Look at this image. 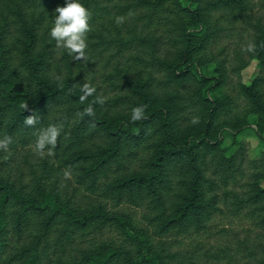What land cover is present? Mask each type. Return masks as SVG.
Wrapping results in <instances>:
<instances>
[{
	"label": "trees",
	"instance_id": "1",
	"mask_svg": "<svg viewBox=\"0 0 264 264\" xmlns=\"http://www.w3.org/2000/svg\"><path fill=\"white\" fill-rule=\"evenodd\" d=\"M252 1L79 0L91 17L87 59L75 62L63 48L56 55L49 35L66 0H0V139L10 136L18 151L35 143L37 130L62 125L53 159L46 149L30 178L0 168V264H171L174 252L155 236L205 227L222 202L264 226V151L250 157L237 137L251 126L264 142V14L252 19ZM216 12L245 16L253 29L255 53L237 50L231 68L206 55L232 27ZM105 51L106 62L116 60L101 67L96 55ZM251 58L261 72L235 83L245 103L230 114L229 69L240 73ZM85 82L97 91L82 104ZM88 106L95 117L77 116ZM137 106H146V119L132 123ZM33 114L40 121L26 127ZM59 169L115 206H144L152 230L105 202L75 204L51 181ZM107 227L118 229L119 242L67 253L79 235ZM255 258L248 264H264V248Z\"/></svg>",
	"mask_w": 264,
	"mask_h": 264
},
{
	"label": "rangeland",
	"instance_id": "2",
	"mask_svg": "<svg viewBox=\"0 0 264 264\" xmlns=\"http://www.w3.org/2000/svg\"><path fill=\"white\" fill-rule=\"evenodd\" d=\"M252 5V19L260 13L264 14V0H253ZM216 15H220V13L216 12L215 17ZM218 17H221V24L232 25L231 31L229 33L224 31L221 38L215 39L206 50V55L214 59L213 63L216 59L227 58L226 64L231 68L235 62L234 53L237 50H242V46L250 41L253 29H251L249 20L245 16L236 19L226 15ZM108 53L106 51L97 52L96 58H99L100 63L98 64L101 67L102 64H113L116 60L112 56L106 62ZM61 54L62 48H58L56 55L60 57ZM121 59L124 61L125 56ZM260 64L258 58H251L248 65L240 73L229 69V82L225 85L224 91L232 93L236 98V106L233 107L230 114H235L245 103V99L237 93L235 83L239 80L250 83L261 72ZM237 137L244 142L250 157H256L261 150L264 151V142L258 138L253 127L244 128ZM230 142L231 139L229 138L227 143L230 144ZM33 147L34 143H31L18 151L13 149L1 151L0 168L2 172L11 174L13 177L24 175L25 178H30L31 166L39 167L38 163L43 157L35 154ZM236 147L237 145L231 146L230 152ZM48 157L53 159L52 155ZM64 170H56L51 181L54 180L58 183L63 195L70 196L75 204L87 205L92 201L105 202L111 209L130 213L140 224L149 226L152 230V226L146 224L144 220L146 210L144 206L129 202H122L115 206L111 199L100 197L97 193H91L83 186L76 184L73 175H71V179L65 180ZM262 184L264 185V180H262ZM220 206V209L207 221L206 226L201 229L192 228L183 233L172 231L155 236L157 242L164 241L168 250L174 252L175 255L171 259V264H248L256 262L255 255L264 248V226L256 221V218L247 209L234 212L227 203L222 202ZM28 233V231L25 233V239L29 237ZM104 238L119 242L121 235L118 229L114 227H107L94 233L81 234L68 248L67 253L72 254L77 251V248ZM14 242L16 243V241Z\"/></svg>",
	"mask_w": 264,
	"mask_h": 264
},
{
	"label": "clouds",
	"instance_id": "3",
	"mask_svg": "<svg viewBox=\"0 0 264 264\" xmlns=\"http://www.w3.org/2000/svg\"><path fill=\"white\" fill-rule=\"evenodd\" d=\"M129 15H131V13ZM90 17L91 13L79 2V0H66L65 6L55 9L54 26L51 28L49 35L55 40L56 47L65 49L75 62L87 59V33L90 31ZM123 22V17L116 18V23L118 25ZM242 51L246 53H255V43L249 42L242 46ZM57 79H59V77ZM80 91L82 95L79 97V100L80 103L83 104L89 97L93 96L97 90L95 87L85 82L80 86ZM93 102L104 104L105 100L102 96H96ZM27 108L28 105H24V109L26 110ZM145 109L146 106L134 107L131 111V122L136 123L146 119ZM77 116L81 119L84 116L95 117V112L93 107L88 106L83 112L77 113ZM39 121L40 118L37 115H29L24 119V125L26 127H34ZM191 123L195 125L199 123V119L194 117ZM61 132L62 125L60 124H50L47 127L37 130L33 147L34 153L43 156L47 149L48 154L52 155V149L58 146ZM11 143L12 138L10 136L3 137L0 139V150L7 151ZM63 175L65 180L71 179V170L65 169Z\"/></svg>",
	"mask_w": 264,
	"mask_h": 264
}]
</instances>
